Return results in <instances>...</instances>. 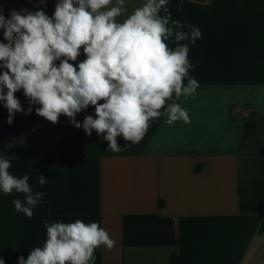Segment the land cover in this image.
<instances>
[{
  "label": "crops",
  "instance_id": "obj_1",
  "mask_svg": "<svg viewBox=\"0 0 264 264\" xmlns=\"http://www.w3.org/2000/svg\"><path fill=\"white\" fill-rule=\"evenodd\" d=\"M56 3L0 0V10L51 17ZM168 8L202 33L189 44L199 87L181 98L189 123L168 125L161 116L138 144L118 137L121 151L112 152L66 116L55 124L38 116L39 105L15 113L10 125L0 102V155L11 174H28L33 191L47 193L28 218L14 208L22 194L0 192L5 264L42 245L45 222L76 219L98 222L115 241L96 250L95 264H264V0H169ZM84 59L81 52L72 63ZM15 95L27 111L23 90ZM87 115L95 116L93 106L76 120Z\"/></svg>",
  "mask_w": 264,
  "mask_h": 264
},
{
  "label": "clouds",
  "instance_id": "obj_2",
  "mask_svg": "<svg viewBox=\"0 0 264 264\" xmlns=\"http://www.w3.org/2000/svg\"><path fill=\"white\" fill-rule=\"evenodd\" d=\"M126 3L57 0L51 17L27 9L12 10L6 17L0 10L6 41L0 42V102L10 125L15 113L28 115L31 105H39L38 116L53 124L66 116L87 135L95 131L108 142L107 150L119 152L118 137L138 144L161 116L168 125L190 122L181 98L199 87L189 75L195 68L189 44L201 38V31L173 20L169 0H143L131 12ZM81 52L85 59L72 63ZM20 90L29 100L27 111L15 95ZM89 106L95 116L77 121V114ZM11 167L7 156L0 155V192L22 194L23 200L13 201L14 208L31 218L47 193L34 192L30 176H15ZM47 181L39 175L37 184L43 187ZM44 228L42 245L33 247L27 259L18 257V264H95L97 249L115 245L98 222H45ZM0 264H5L2 258Z\"/></svg>",
  "mask_w": 264,
  "mask_h": 264
},
{
  "label": "built area",
  "instance_id": "obj_3",
  "mask_svg": "<svg viewBox=\"0 0 264 264\" xmlns=\"http://www.w3.org/2000/svg\"><path fill=\"white\" fill-rule=\"evenodd\" d=\"M242 115L244 116H248V114L246 112H242Z\"/></svg>",
  "mask_w": 264,
  "mask_h": 264
}]
</instances>
